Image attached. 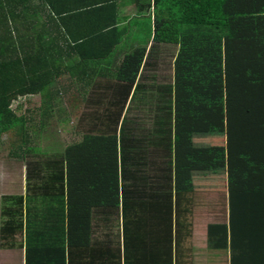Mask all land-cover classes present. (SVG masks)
Here are the masks:
<instances>
[{"label":"trees","instance_id":"obj_1","mask_svg":"<svg viewBox=\"0 0 264 264\" xmlns=\"http://www.w3.org/2000/svg\"><path fill=\"white\" fill-rule=\"evenodd\" d=\"M132 2L136 13L126 26H121L123 19L119 17L121 0H82L80 4L66 8L65 12H79L72 16L79 19L81 26L85 28L75 33L67 27L64 34L66 32L68 35H61L64 37L63 41L56 42L59 39L49 38L47 30L43 28L46 23L43 25L40 17L46 19L49 15L39 13V7L42 4L41 8L45 7L62 16L64 13L58 8V0H0V143L5 141V133L15 132L18 138L16 137L13 145L14 156L26 159L38 152L39 149L28 143L30 119L27 113L31 110L26 109L20 114L16 110L27 106L35 98H41L42 102L43 96L57 98L70 93L69 90L77 89L79 95L73 99L77 104L81 100L85 104V110L76 125V132L83 134V138L64 151L57 150L56 154L45 160L35 161L30 158L28 192L2 197L4 205L1 212L6 219L0 229L1 244L16 243V233L23 230L26 264H39L40 261L42 264L66 262V176L69 172L68 163H71L69 158L79 166L81 179L85 178L84 174H88L86 178L90 182H113L110 185H113L114 191L110 194L114 195L118 191L123 207L120 209L119 203L99 206L108 211L103 213L102 222L105 221L106 228L117 227L122 210V227L129 244L128 223L133 220L127 215L128 207L132 206L130 202L136 197L152 199V217L146 218L152 228L153 247L145 251L150 258L148 254L144 257L142 253L141 258L136 256L137 260L134 262V255L129 253L128 246L123 253L119 243L110 246L111 242L107 240V245L101 243V247L97 249L100 254L107 251L113 261L102 257L105 261L102 264H173V199L180 195L210 191L226 193L228 190L234 207L232 218L238 219L236 221L243 228L254 230L259 227L260 221H264V191H256L255 187L250 186V169L246 185L238 174L233 173L232 167L227 179L223 173L224 145L220 154L219 151L216 152L218 155H214L215 152L209 148L213 135L259 138V107H263L264 95L259 92V96H256L254 85L257 83L258 88L259 84L264 86V10L259 11V8L264 9V0ZM95 15L99 22H92ZM68 16L69 13L60 18L67 19ZM147 16L150 17V24L145 36H142V24ZM135 18L141 21L135 25L138 28L135 30L136 37L141 40H145V37L149 40L152 38V42L149 44L146 40L145 44L129 53L126 50L130 48L134 31L129 38L126 35L130 27H133ZM184 36L191 40L187 45L183 44ZM100 38H103L101 43L95 40ZM215 38L218 44L213 46L218 47L219 55L225 61V70L216 75L217 83L211 81L204 84L200 78V73H204L198 69L203 64L199 58L203 51L208 48L210 50L211 44L208 41ZM85 48L99 49L96 54H85ZM165 48L169 49L168 55L175 54V57L173 66L170 67L168 62V72L161 73L159 66L167 61ZM119 54L121 57L117 58ZM174 66L181 70V74L176 71L173 73ZM192 66L195 69L192 68L191 71ZM66 72L69 73L67 84L60 85L59 79ZM179 77L181 82L178 84ZM55 82L60 87H55L56 93L52 94ZM177 84L180 88L187 86L189 100L176 97ZM225 98L226 109L229 111L226 123L222 121L223 116L221 125L220 121L201 118L199 111L206 108L200 107L211 104V109L216 114V103ZM242 99L249 100L243 103L244 108H237L233 101ZM256 99L257 107L249 106V102H255ZM179 100L183 101L181 108L177 106ZM46 101L48 104L51 100ZM134 106L138 112L149 110L156 113L155 120L152 121L156 127L151 130V133H155L144 135L151 136V147L145 152L139 144L143 135L127 133L126 125ZM231 111L243 115L239 119H232ZM134 121L135 124L129 128L135 132L143 120L140 121L136 116ZM162 126L163 133L159 135V127ZM173 127L177 144L174 152L178 169L176 186ZM197 129L200 135H195ZM238 131L242 132L241 135L237 134ZM185 136L187 143H184ZM197 136L199 143L194 139ZM117 137L122 150L120 177ZM101 138L106 139L107 143L103 145L107 147L112 140V148L108 153L98 154L104 163L102 167H96L94 160ZM111 160L114 166L108 168L105 162L110 163ZM251 161L254 168L255 159ZM197 172L199 180L203 178L199 188L194 185ZM112 175L113 180L110 179ZM205 178L210 180L206 181ZM115 197L105 196L107 201ZM247 200L253 203V207L259 202L257 207L261 209L262 219L256 218L253 213L246 217L240 212L236 213L238 207ZM94 209L95 205L92 209V233L100 229L102 223L95 222ZM161 210L165 214L160 216ZM162 220L168 221V243L156 245L161 240L160 232L166 233L160 225ZM73 229L74 227L71 230ZM208 233V244L212 248L224 249L228 246L226 225L210 224ZM262 233L264 235V229ZM11 247H15L14 244ZM93 252L96 254L95 250ZM246 264H264V259L262 263L257 259Z\"/></svg>","mask_w":264,"mask_h":264},{"label":"crops","instance_id":"obj_2","mask_svg":"<svg viewBox=\"0 0 264 264\" xmlns=\"http://www.w3.org/2000/svg\"><path fill=\"white\" fill-rule=\"evenodd\" d=\"M59 5L58 8L63 11L62 16H58L55 12H50L49 9L46 10L45 7L41 8L43 5L39 7V13L49 15L48 18L40 17V21L42 24L46 23L43 27L48 32L49 38H57L59 40H55L56 42L63 41V36L68 35L64 34V31L67 27H69L75 33H79L82 31L85 26H81L80 20L74 18L72 14L79 12H65L66 8L70 6H75L80 4L82 0H58ZM119 13L123 20L121 22V26L129 25V22L135 16V4L132 0H121V4L119 6ZM43 12H40V11ZM46 10V11H45ZM264 9L259 8V11H263ZM72 11V10H70ZM76 11V10H73ZM69 16L67 19H61L60 17ZM108 16V15H107ZM97 15H95L92 22H99L96 20ZM82 22V21H81ZM93 24H91L92 26ZM41 26V25H40ZM42 27V26H41ZM135 30H138L135 25L131 26L129 32L126 37H130L133 32L130 40V48L126 51L130 53L139 48L140 45L145 44L146 40L149 44L152 40H149L148 37H145V40H141L136 37ZM96 41H101L103 38L95 39ZM147 42V43H148ZM63 44V43H62ZM133 45V46H132ZM150 45H148L149 47ZM99 48H90L88 50L85 48L83 52L85 54H96ZM148 50V49H147ZM146 53H148L146 51ZM254 91L256 96H259V92L264 95V86L256 83L254 85ZM219 101L216 103V107H222V116L225 123L227 121L229 111L226 109L227 102ZM249 100V99H248ZM248 100H238L233 101L237 108H244L243 103ZM198 101H196V105ZM258 100L255 102L250 101L249 106L257 107ZM211 104L204 105L206 108L202 111H199V115L201 118L213 121L215 118V113L209 111V107ZM263 107H259V138H229L224 135V150H225V161H224V169L223 173L227 177H230L231 167L233 169V173L238 174L244 180V185H246V177L248 175V170L251 172V187H255L256 191H264V101L262 104ZM136 106H134L130 110L128 123L135 124L136 116L139 117L140 121L143 120L141 125H139L138 130L132 131L127 126V133L129 135H143L142 139L139 141V144L142 142V151L145 152L146 149H150L151 147V135L152 127H156L152 124L153 119L155 120L156 113L155 111L145 110V112H138L135 110ZM146 109V108H145ZM133 111H136L133 112ZM243 115L242 113H235L233 111L230 112V118L239 119V117ZM175 116V115H174ZM247 117V115H244ZM253 118V115L251 116ZM128 125V124H127ZM163 126L159 127V135L163 133ZM167 133V132H166ZM241 131H238L237 134L241 135ZM251 133L254 134V131L251 130ZM144 135H147L146 137ZM163 135H166L165 133ZM195 135H200V131L197 129ZM197 143L200 142L199 136L194 138ZM175 146H177L175 141V130L173 127V156L175 152ZM255 159V167L253 168L252 159ZM251 162V165L249 163ZM174 166H175V186H176V170L177 169V156H174ZM198 179V180H197ZM82 182H89L88 178H82ZM200 180H203L201 178ZM200 180L198 172L194 176V185L195 188L200 187ZM206 181H209V178H205ZM66 187L67 185V176H66ZM228 187V186H227ZM228 189V188H227ZM222 194L223 196L219 195ZM74 198V199H72ZM260 198V197H259ZM105 196L93 198L90 195L75 197L72 196L70 198L67 191V199H66V217H67V230H66V249H65V264H102L105 257L109 261H113L111 256H108L107 251L99 253L98 249L101 247V243L105 245L108 244L109 240L111 242L110 246L120 244V249L124 253L125 247H129V253L134 255L133 261L137 260L136 256L141 258V254L143 256H147L150 258L149 253H146V249L150 250L153 247L152 240V228L150 225V221L146 220V218L152 217L151 213V202L152 199L144 198V197H136L130 202L132 206L128 207L127 215L128 218H133L132 221L128 223V234L130 235V244L126 239V232L122 227V219H123V211L120 210V215L118 217V226L115 228H106L105 221L102 222V215L104 212L108 213L107 210L101 208V205H111L110 203H119L120 209H122V197L109 198L108 201H105ZM173 229H172V251H173V264H246L248 261H255L259 259V262L262 263L264 259V235L262 233V229L264 225V221L259 222V227L257 229H245L239 224L236 220L233 219V204L229 199L228 190L226 193H221L217 191L203 192L198 194H187L180 195L173 199ZM253 203L247 200V202L238 207L237 212L242 213L243 216H249L252 214L256 216L258 219H262L260 216L262 215L261 209L257 207L259 202L255 203V207L252 206ZM72 205H76L75 208H72ZM95 205L94 209V219L95 222L101 223V228L95 230L92 233V209ZM234 213V214H236ZM73 214V215H72ZM165 212L161 210L160 216L164 215ZM104 217V216H103ZM72 220L74 221L75 228L72 229ZM239 221V220H238ZM115 222V221H114ZM119 223L121 227H119ZM168 221L162 220L160 225L165 229L166 233L160 232L161 240L156 243V245H165L168 243ZM222 223L227 226L228 229V246L222 249L212 248L208 244V230L210 224ZM23 230L19 233H16V236H19L20 239L18 241V237L16 239V243L11 244H1V248L8 249H17L18 258L16 261H11L6 257V264L10 262V264H26V247L24 241V232ZM22 236V237H21ZM95 238V245H93V240ZM13 242V238L11 239ZM133 241V242H132ZM14 244L15 247H11ZM95 246V247H94ZM94 247V248H93ZM145 249V250H144ZM95 250L96 254L93 252ZM149 252V251H148ZM123 261V259H122ZM219 262V263H218ZM43 262H39L42 264ZM45 263V262H44ZM45 264H48L46 262Z\"/></svg>","mask_w":264,"mask_h":264},{"label":"rangeland","instance_id":"obj_3","mask_svg":"<svg viewBox=\"0 0 264 264\" xmlns=\"http://www.w3.org/2000/svg\"><path fill=\"white\" fill-rule=\"evenodd\" d=\"M144 30L141 32L142 36H145L147 31V26L150 24V17L147 16L144 19ZM141 21L139 19H134L133 24L137 25ZM153 25V23H152ZM210 36V35H207ZM200 37V36H199ZM216 39H213L211 41H208L211 44L210 50L209 48L202 52V56L199 58V60L203 63L200 65V68L198 67L199 71H203V75L200 73V78L204 84H208L212 81V83H217L216 75L221 74L222 70H225V61L218 52V47H214V44H218L216 42ZM152 40V38H151ZM183 44H189L190 38L188 36L182 37ZM124 41V40H123ZM127 41V39H125ZM215 41V42H214ZM168 50L165 48V54L167 56V61L165 63H162L159 67L161 73H167L168 72V62L170 63V67L173 66V59L174 55H168ZM184 55H186V52H184ZM191 56V55H189ZM121 54L117 56V58H120ZM124 57V55H123ZM122 61V60H121ZM119 63V60H116V63ZM194 66L191 67V71ZM195 69V68H194ZM176 71L177 73L181 74V70H179L177 67H173V73ZM69 73L66 72L65 76L63 75L59 80V84H67L66 79H68ZM181 82V78H178V84ZM188 83V82H187ZM191 83V81H190ZM177 84V87H175V94L177 98L183 97L189 100L190 94L188 92V88L186 85H184L186 88L184 89V86L180 88ZM58 85V82L54 83L53 89H51L52 94L56 93L55 87H60ZM181 85V84H180ZM176 86V85H175ZM70 93L64 94L55 97L49 98V96H43L42 102L41 98H35L28 102L27 106L19 107L17 108V113L20 114L21 112H25L26 109H30L28 111L27 115L30 119L28 124L30 125L29 130V141L28 143L30 145L35 146L38 150L36 154H31L29 157L27 156L26 159H20L19 157L14 156L12 153L14 151L13 145L15 144L16 137L18 136L15 132H8L5 133L6 138L3 143H0V229L1 226L6 219L5 216L2 215V207H3V201L4 198H2L4 195H17V194H23L28 192V161L30 158L33 160H45L48 157H51L52 155L56 154L59 151L66 150V147L69 145L80 141L83 138V134H78L76 132V125L78 122L79 117L81 116L82 112L85 110V104L84 101H79L78 104L76 103V100L73 99L78 94V90H69ZM87 95V93H86ZM49 98V99H48ZM83 98V96L81 97ZM57 99V100H52ZM46 100H51L48 104ZM84 100V99H83ZM201 101H209V100H201ZM137 104V102H136ZM183 104L182 100H179L177 102L178 108H181V105ZM217 113L215 114V118L213 121H220L222 120V108L216 107ZM209 111H211V107H209ZM136 113V111H133ZM129 120V119H128ZM129 123L128 126L129 127ZM213 140L211 141V146L209 148L212 149L214 155L220 154L223 149L224 145V135H213ZM18 138V137H17ZM118 142V153H119V160H118V173L120 172L121 167V145L118 137L116 138ZM184 139V137H183ZM114 140V139H113ZM115 141V140H114ZM113 142L112 140L109 141V145L107 147L104 146V143H107L105 138H101V142L98 145L96 156H95V166H103V159L101 157H98L99 155H103L105 153H108L109 150L112 148L110 143ZM188 139L185 136L184 143H187ZM142 145V142L140 143ZM219 151V152H218ZM218 152V154H216ZM68 161H71V163H68V169L69 172L67 173V185H68V193L70 198L72 196L80 197L85 195H90L93 198L97 197H103V196H116L120 197V193L118 191H115L114 195H111L112 191L114 189L112 188L113 182H109V180L106 181V183L98 184L96 181H89L82 182L81 180V171L79 170V166L73 164L74 161L71 160V158L68 159ZM99 164V165H98ZM189 165V163H188ZM105 166L108 168H113L114 162L111 160L110 163L107 161L105 162ZM190 169V168H188ZM88 174H84L83 177H86ZM120 177V173L118 175ZM99 178H104L103 176H99ZM107 178V177H105ZM110 179H114V176H110ZM120 181V179H119ZM113 194V193H112ZM223 196L222 194H219ZM74 199V198H72ZM107 201L105 198L104 202ZM72 208H75L76 205H72ZM73 215V214H72ZM72 228L74 226V221L72 220ZM1 235V232H0ZM18 241L20 239L19 236ZM1 242V240H0ZM224 250V249H222ZM7 253V254H6ZM9 258L11 261H16L18 258V252L17 249H7L0 247V264H6V257ZM219 263V262H218ZM7 264H10L8 262Z\"/></svg>","mask_w":264,"mask_h":264}]
</instances>
